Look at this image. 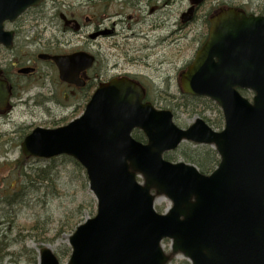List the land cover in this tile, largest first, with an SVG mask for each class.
I'll list each match as a JSON object with an SVG mask.
<instances>
[{
	"label": "water",
	"instance_id": "water-1",
	"mask_svg": "<svg viewBox=\"0 0 264 264\" xmlns=\"http://www.w3.org/2000/svg\"><path fill=\"white\" fill-rule=\"evenodd\" d=\"M41 1L0 0V44L10 47L12 39L2 22ZM202 1L189 0L181 22ZM208 29L178 85L217 103L221 130L200 117L178 127L170 110L143 101L140 84L117 76L98 84L78 117L53 128L37 126L20 142L25 158L72 157L96 198L95 214L68 238L66 264H169L178 253L190 264H264V15L223 7L209 17ZM38 57L51 59L59 79L77 86L79 73L94 62L82 51ZM238 89L250 90L251 101ZM10 96L0 77V114L10 108ZM135 128L145 142L131 136ZM184 140L214 146L219 161L209 174L164 159ZM161 196L171 203L163 213L154 208ZM164 238L171 240L169 252L161 247ZM38 257L39 264H59L49 247H41Z\"/></svg>",
	"mask_w": 264,
	"mask_h": 264
},
{
	"label": "rangeland",
	"instance_id": "rangeland-1",
	"mask_svg": "<svg viewBox=\"0 0 264 264\" xmlns=\"http://www.w3.org/2000/svg\"><path fill=\"white\" fill-rule=\"evenodd\" d=\"M188 6L189 0H44L22 16L20 38L27 37L23 47L27 59H34L38 52L69 53L81 48L95 57L90 70L95 78L90 88L72 93L59 81L54 67L37 60L38 74L14 90L10 111L0 114V264H39V250L44 246L59 264H66L70 234L95 214L96 198L76 160L65 154L23 158L20 142L34 127L60 126L79 116L97 78L104 80L118 72L136 75L147 88L148 101L170 110L178 127L185 128L200 117L221 129L223 119L216 103L182 94L177 76L203 43L210 14L221 6L264 14V0H203L183 23L180 15ZM76 11L92 18L80 38L70 29L62 34L58 17L59 12ZM97 31L105 33L87 37V32ZM9 58L0 51V62L7 69L11 68ZM245 95L251 98V93ZM206 149L213 148L184 140L164 157L200 170ZM20 157L23 161L18 162ZM169 206L163 196L154 202L159 213ZM161 244L168 252L171 240L163 239ZM170 264L188 262L178 254Z\"/></svg>",
	"mask_w": 264,
	"mask_h": 264
},
{
	"label": "flooded vegetation",
	"instance_id": "flooded-vegetation-1",
	"mask_svg": "<svg viewBox=\"0 0 264 264\" xmlns=\"http://www.w3.org/2000/svg\"><path fill=\"white\" fill-rule=\"evenodd\" d=\"M137 2H139V1H137ZM31 8H33V7L27 8L26 10H24L19 16H17L13 20L6 19V20L3 21V29L11 31L12 39H11L10 47H5V46L0 44V51L2 50L4 52H6V54L10 55L9 60L11 62L9 63V66L11 68L7 69L6 67H4L5 64L0 62V67L2 69L1 77L4 78L8 82V85L11 88V92H12V97L11 98H13V96L15 94L14 90L16 88H19V86L22 84L23 81L27 82L29 78L33 77V75L38 74L39 66L37 65V62H36L37 60L43 62L42 64H44L45 66L46 65H48V66L51 65L52 67H54L57 70V66L55 65V63L51 59H42V58L38 57V54L40 52L36 53V56H35L34 59H27V57H26L25 49L23 47L26 46L27 42L25 40H26L27 37H23V39L20 38V34L22 32L21 31V27H22L21 18ZM58 17H59L60 22L62 23V28H63V29H61V33L63 34V33H65L67 31V29H70L72 32L77 34L78 38L82 37V35H80V33L82 32L83 28L86 25L91 23V20H92V18L90 16H88L86 14L81 15L80 12H78V11H76L75 13H62V12H59L58 13ZM82 17L84 18L83 22H81L82 21L81 20ZM207 32H208V29L206 31V36H207ZM206 36H205V39H206ZM87 37L90 38V33L89 32H87ZM38 40L39 39H37V41ZM76 51H78V52L79 51L86 52L83 49L79 48V49L74 50V51L69 52V53L68 52H66V53H56V54L55 53H47V52H44V53L45 54H49V55H65V54H70V53H73V52H76ZM94 63H95V60H94ZM94 63H93V65H94ZM93 65L90 68H87V69H85V70H83V71H81L79 73L78 79L81 82V85H79V86H77V85H75L73 83H68V82H64V81H60V80L59 81L63 85H65V87H68L71 90L72 93L82 91L83 89H86L87 87L90 88L91 85L93 84V80L95 78V77L92 78V75L90 73L91 72L90 70H91V68H93ZM187 65H185L184 69L186 68ZM24 68H29V69H31V71H29L27 73L19 72L20 69H24ZM184 69H181V70H184ZM118 70H119V67H118ZM57 76H58V70H57ZM117 76L118 77L124 76V77H127V78H129V79H131L133 81H136V82L140 83L141 86L143 87L144 91H145V94H146L145 98L147 97V91H146L147 88L141 82V80L138 79V77L136 75H132V74H130L128 72H118ZM112 77H114V76H111V77H109L107 79H104V80L103 79L100 80V79L97 78L96 79L97 82H96L94 87H96L100 82L108 81ZM90 96L91 95H89V97ZM153 106L156 109H164V108H159V107H157L155 105H153Z\"/></svg>",
	"mask_w": 264,
	"mask_h": 264
},
{
	"label": "trees",
	"instance_id": "trees-1",
	"mask_svg": "<svg viewBox=\"0 0 264 264\" xmlns=\"http://www.w3.org/2000/svg\"><path fill=\"white\" fill-rule=\"evenodd\" d=\"M133 136L139 141H145L143 134L138 130H135L133 132ZM203 152L204 153H202V157H201L202 160H199L200 163L198 165L200 167V171L201 172L207 171L209 164H210V167L208 170H210V169L212 170L218 161L216 153L214 152L213 149H206ZM21 161H23V159L20 157L18 159V162H21ZM1 255L2 254L0 253V257H1Z\"/></svg>",
	"mask_w": 264,
	"mask_h": 264
},
{
	"label": "bare ground",
	"instance_id": "bare-ground-1",
	"mask_svg": "<svg viewBox=\"0 0 264 264\" xmlns=\"http://www.w3.org/2000/svg\"><path fill=\"white\" fill-rule=\"evenodd\" d=\"M156 201H157V199H156Z\"/></svg>",
	"mask_w": 264,
	"mask_h": 264
}]
</instances>
